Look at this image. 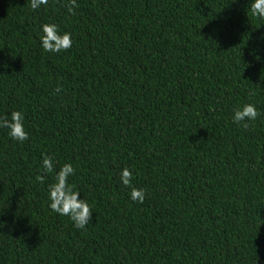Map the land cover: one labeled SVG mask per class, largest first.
I'll list each match as a JSON object with an SVG mask.
<instances>
[{
    "label": "trees",
    "instance_id": "16d2710c",
    "mask_svg": "<svg viewBox=\"0 0 264 264\" xmlns=\"http://www.w3.org/2000/svg\"><path fill=\"white\" fill-rule=\"evenodd\" d=\"M69 2L0 0V115L22 110L30 137L0 129V264H264V19L251 0H76L74 15ZM44 23L72 47L44 52ZM244 103L260 111L247 127L232 122ZM42 153L75 168L86 229L49 207Z\"/></svg>",
    "mask_w": 264,
    "mask_h": 264
},
{
    "label": "clouds",
    "instance_id": "9594fccd",
    "mask_svg": "<svg viewBox=\"0 0 264 264\" xmlns=\"http://www.w3.org/2000/svg\"><path fill=\"white\" fill-rule=\"evenodd\" d=\"M49 0H31L32 10H38L42 5H47ZM68 13L75 14L76 0H70L65 5ZM250 13L252 16L264 19V0H251ZM264 39V37H261ZM40 46L46 53L59 54L70 49L73 45L72 33L63 31L56 23H44L41 25L39 36ZM62 89L56 88L59 93ZM260 111L253 103H244L237 107L232 115V122L247 127L248 122L255 121ZM25 115L22 110H13L10 113L0 115V129H7L12 140L24 142L29 140V133L25 130ZM40 173L36 180L44 184L46 179L54 174V182L47 186L49 207L60 216H66L76 229H86L93 221V210L90 202L83 197L79 190L70 183V177L75 174L72 163H64L57 168V161L51 154L42 153ZM133 171L129 168L121 169L120 182L124 186H131ZM145 190L132 187L130 199L143 203Z\"/></svg>",
    "mask_w": 264,
    "mask_h": 264
}]
</instances>
